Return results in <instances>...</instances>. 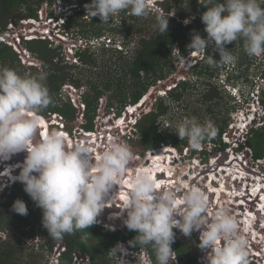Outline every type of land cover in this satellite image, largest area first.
<instances>
[{
    "label": "clouds",
    "instance_id": "9594fccd",
    "mask_svg": "<svg viewBox=\"0 0 264 264\" xmlns=\"http://www.w3.org/2000/svg\"><path fill=\"white\" fill-rule=\"evenodd\" d=\"M262 2L264 0H200L205 9L200 14V20L206 36L201 37L194 30L186 47L206 51L210 45L213 46L219 55L218 60L208 56L207 62L213 66L235 62L236 56L226 45L238 39L243 40L247 55L264 56ZM84 7L86 14L91 18L98 17L103 23H108L113 16L125 10L137 17L149 14L147 0H90ZM156 27L160 33L167 32L168 17L157 16ZM45 81L46 73L42 69L36 74L21 75L13 68L0 66V161L22 153L23 162L14 166L19 168V173L9 184L18 181L23 185V191L41 209V224L48 235L61 239L65 234L88 229L97 223V217L114 195V186L126 174L134 152L126 142L112 140L93 158L92 151L89 152L87 147H68L63 133L56 129L48 131L52 124H48V120H45L47 132L42 135L38 114L52 103ZM227 87L228 91L234 89L232 85ZM145 101H139L137 107H142ZM254 102L262 108L258 101L251 98L245 107ZM135 111L138 109L128 113L134 115ZM256 113L254 108L249 118L245 112L247 117L242 120H248L249 126L259 120L254 116ZM118 117L114 116L113 121L116 122ZM135 119L131 127L135 125ZM173 131L180 140L187 139L194 149L217 134L212 121L201 123L196 117L176 122ZM92 138L97 140L96 136ZM6 169L10 170L5 168L0 171V177L6 174ZM212 199L209 198V201L207 194L197 186L188 187L178 196L176 191L159 185L149 172H133L121 212L123 225L135 233L128 244H151L156 264H170L174 261V230H179L184 237L198 232L197 247L204 253L203 264H248V255H253L255 246L251 245L248 253V241L239 232L241 222L237 224V218L224 208L215 210L216 204ZM12 210L21 216L28 214L27 206L21 199L13 201ZM35 237L39 239V236ZM126 250L123 244L117 242L112 247V254L116 256ZM254 256L259 257V254L254 253Z\"/></svg>",
    "mask_w": 264,
    "mask_h": 264
},
{
    "label": "trees",
    "instance_id": "16d2710c",
    "mask_svg": "<svg viewBox=\"0 0 264 264\" xmlns=\"http://www.w3.org/2000/svg\"><path fill=\"white\" fill-rule=\"evenodd\" d=\"M56 2H60L64 6L74 4L75 7L71 8L78 7L65 16L64 23L59 28L62 33L75 34L85 42L83 46H78L74 50L75 63L65 62L61 46L56 47L45 38L26 40L22 44L34 58L40 60L42 70L46 73L45 84L52 99V103L38 115L45 117L48 121L52 120V115L56 118L59 117L61 126L53 123L49 126L48 131L58 130L64 134L66 143L70 144L74 138L72 133L76 130L80 129L82 133H91L96 130L97 109L101 98L105 99V113L109 115L112 112L113 117L120 116L124 107L128 104H136L147 92L148 87L155 85L157 81L169 79L179 63L178 58H184L190 52L195 51L186 47L190 43L194 30L201 37L206 36L203 30L204 25L200 20V14L205 9L200 5V0H160L158 5L164 14L149 10L147 16L137 17L125 10L116 15L115 19L111 18L108 23L100 22L98 17L91 18L90 15L84 14L81 6L90 3V0H0V31L4 32L9 21L15 18L14 22L16 23L24 18H37V11L42 3L52 5ZM159 15L168 17V30L165 33H160L156 27V17ZM49 16L56 17L52 12L49 13ZM116 17L118 18L116 19ZM131 41L135 43L133 50H129L128 46ZM226 47L236 56L233 64L209 65L208 56L212 55L214 59L218 60V53L213 50L211 45L206 51L201 50L200 58L197 57L191 66V77L178 80L171 89L165 91V95L157 94L150 108L135 119L132 135L122 134L117 140L129 144L136 156L143 155L145 151L158 149L162 145H170L180 154H186L185 156L188 154L187 158L189 159H201L200 154L204 155L206 151L200 150L199 153L196 148L194 149L188 144L187 139L180 140L175 132L164 127L162 121L172 108L183 103L181 99L184 98L188 88L197 87L198 81L192 79L194 76L203 80L204 87L199 92L202 101H197L202 109H206L210 102L204 100H213L218 94L211 80L217 77L218 67L224 69L226 73L224 85L237 86L248 83L252 88L257 85L255 77L258 80H264V56L257 59L259 57L247 55L241 39L226 45ZM104 56H108L109 59L115 56L119 62L100 63L103 61L99 60V57L103 58ZM0 66L13 68L21 75L36 74L40 70L34 66L24 67L21 65L17 54L10 46L2 42H0ZM253 67H257L258 70L250 73ZM69 68L79 70L87 68V71H91V73L82 75L83 79L78 77L76 79L65 75ZM78 72L82 74V71ZM64 85H73L77 89H84L79 97L83 106L80 118L77 114L79 113L77 106L62 92ZM257 89L259 90L258 103L264 107V84L257 85ZM222 91L225 92L224 89ZM242 99H244L243 103L242 101H238V103L231 97L227 99L230 106H227L228 115L225 118L216 121L215 117L211 116L217 134L213 138L206 139L202 144L211 142L220 150L225 149L227 144L222 141V134L226 133L227 125L231 122L229 113L245 106L247 99L243 92L241 93ZM231 101L236 103L231 105ZM190 106L182 116L184 118L196 117L202 121L201 115L197 114V108L192 106L191 110ZM43 117L38 116V122ZM113 117H110L112 119L108 123L113 122ZM258 119L261 120V125L255 126L256 121L249 125L242 141L238 144L239 151H249L252 162L264 159V114ZM43 126L42 135L47 132V124ZM135 163L131 161L129 166ZM13 189H23V185L18 182L12 187ZM26 197L29 202L28 214L18 215L21 236L29 239L39 236L46 240L50 247L62 241L66 248L63 253L64 258L70 260L73 251L77 249L79 252H86L90 255L88 264H97L99 261L110 264L112 259L109 257V253L112 252V247L119 242L134 252H139L141 248H144L152 264H156L153 246L151 244L129 245L128 241L133 239L135 233L129 231L124 225H104L102 222H97L88 229L75 230L72 234H65L61 239H54L48 235L47 230L41 224V209L35 206L27 194ZM1 206L7 207V204L0 203ZM3 215L0 213L1 217ZM97 220L100 219L97 217ZM25 226H28L27 230H24ZM174 231L176 235L172 248L179 262L181 261L182 264H203L201 250L198 255H193V246L189 242L191 237H184L179 230ZM90 239H94L95 242L90 244ZM2 255H5V258L1 257ZM8 255V252H0V264H7L6 257ZM248 264L254 263L248 261Z\"/></svg>",
    "mask_w": 264,
    "mask_h": 264
},
{
    "label": "rangeland",
    "instance_id": "374dc122",
    "mask_svg": "<svg viewBox=\"0 0 264 264\" xmlns=\"http://www.w3.org/2000/svg\"><path fill=\"white\" fill-rule=\"evenodd\" d=\"M159 1L160 0H147L148 9L154 12L158 11L159 14H162V13L164 14V12L160 10V7L158 5ZM262 3H261V7H264V4ZM85 5L86 4H83L81 6L84 14H86V9L84 7ZM71 7H75V5L73 4L70 6H64L60 2H56L52 5H50L49 3H42L39 6L38 11H37L38 17L34 19L35 20L34 22L35 24L33 25L34 27L31 28L33 29L31 36L33 38L35 37L40 38V39L45 38L52 45L56 47L61 46L63 50V54H64L63 58L65 62L75 63V59L72 54L74 53V50L76 47L83 46L85 42H83L80 38L76 37L75 34H71V33L63 34L61 33L62 31H60L59 33L57 32V30L60 28V25L64 23L65 16H67L71 12V10L78 9V7L77 8H71ZM50 12H52L56 17L54 18L50 17L49 16ZM115 16H113L112 19H115ZM117 18L118 17H116V19ZM9 23L12 24L11 21H9ZM9 23L6 26L4 33L12 32V33H9L10 34L9 36L11 38V36H15L13 33H16L18 31L17 29L18 26L13 25L11 27ZM40 29L42 31H45L43 33L44 35L41 34ZM7 30L9 32H7ZM21 35L23 34L20 33V36ZM23 39H25V37H23ZM117 44L119 43L117 42ZM115 46L116 48H118L117 45ZM128 46H129V50H133L135 48V43L131 41L128 43ZM21 48L24 50H27L26 52L22 51V53H25L27 55L22 56L12 49L17 54V59L19 63L23 65L24 67L34 66L39 69H42L40 60H37L36 58H34L32 54L28 51V49L23 46V44L21 45ZM200 56H201V50L200 51L195 50L193 52H190L184 58H178L179 63L176 66L175 70L173 71L169 79H166L165 81H157L155 85L148 87L147 92L139 100L141 101L143 99H146L142 107L140 108L137 107V103L139 101L133 105H130V104L126 105L123 111L121 112L120 116L119 117L116 116L118 117L116 122L113 121L112 123L111 122L108 123V121L111 119L110 117H113L114 114L112 112L109 115L108 113H105L104 111L105 99L101 98V100L99 101L98 109H97L96 130L94 132H91L90 136H88L89 135L88 133H82L80 129L76 130L75 132L72 133L74 138L71 144L66 143L67 146L70 147L74 145H80L83 147H87L89 149V152L90 150L92 151V153H90L91 156L95 158V156L101 150H103L104 146L109 141H112L114 139L117 140L118 138H120L122 134H127L131 136L133 132V129L131 130L132 128L131 126L133 124L132 122L134 121L135 116L138 117L139 114L143 113L145 110H148L152 104V101L154 100V97L157 94L165 95L164 94L165 91L169 89L170 87L174 86L178 80L188 79L189 77H191L190 76L191 74L190 66L194 64V60L197 57L200 58ZM260 58L261 57L257 59H260ZM99 60L103 61L100 63H104V64L106 63L108 64L111 62H119V60L115 56L114 58H111V59H109L108 56H104L103 58L99 57ZM87 70H88L87 68H84L81 70L69 68V71L66 70L65 75H68L70 77L72 76L76 79L77 77L79 79H83L82 75L84 74L88 75L91 73V71H87ZM257 70H258L257 67H253L252 70L251 71L249 70V71L250 73H254ZM78 71H82V74H80ZM77 74H79V76H76ZM216 74H217V77L212 78L211 80H212L213 86L216 87L217 93L219 94V96L217 94L213 100H204V101H210L211 103L209 102L206 109H202V106L198 104L197 101H202L200 98L199 92H201V90L204 87L203 80L202 78H197L194 76L192 79L194 81L195 80L198 81L197 87H195L194 89L188 88L184 98L181 99L183 103L181 105L177 104L178 107L172 108L170 112L167 114L166 118H163L162 122L164 123V127H167L173 131L176 122L184 118L182 114H184L185 111L188 110L187 108L189 107V105H191L190 107L194 106L197 108L198 110L197 114L201 115V118L203 119L202 121H200L202 123L203 121H209V120L213 121V119H211V116L213 118L215 117L214 120L216 119V121L225 118L228 115L226 109H227V106L229 105L227 103V99L229 97H231L234 101L238 102L241 100V93L243 92L247 100L251 98L252 101L253 100L259 101V99L257 100L259 96V90L257 89V85L259 86L261 84H264V80L262 79L258 80L257 77H255V81H257L256 82L257 85L252 86V88L250 87V84L243 83V84L234 86V89H231L230 91H228L227 85H224L225 77H226V73L224 69H220V67H218ZM62 87H63L62 92L65 93V95L69 97L70 101L75 106H77V109L79 110V111L77 110L79 112L77 114H78V117L80 118L83 106L79 101V97L81 93L84 91V89H81V90L77 89V87L73 85H64ZM223 89L225 90L226 93L222 91ZM227 92H229L230 96H228L229 94H227ZM62 97L64 96L62 95ZM234 101L230 102L231 105L236 103ZM242 101H244V99H242ZM252 105H254V108L257 110V113L254 116H257L258 118L259 115H262L264 113V108L262 107L263 109L261 110V107L257 105L256 102H254V104L250 103V106H247V107L244 106L245 108H243L242 110H234L233 112L229 113V118L232 123L231 122L228 123L227 128H226V133L222 134V141L227 144L225 149L223 148V150H220L219 147H215L211 142L201 144L200 147L196 149L199 151V153L201 152L200 150L206 151L205 154L204 155H202V153L200 154L201 159L199 158L189 159L187 158L188 154L187 156H185L186 154H180L179 151L175 149L173 146H170V145L163 146L162 145L160 146L161 149H166L167 147H171L173 148V150L174 149L176 150V152L174 150V152L170 153L171 155L170 159H168L169 157L165 155L164 156L165 162L164 163L162 162L161 164V161L160 162L156 161L152 159V157H150L151 152L154 153L156 150L160 148L155 149V150L145 151L143 155L141 156L134 155L132 161L136 163L131 166H128L127 168L128 170L126 169V172H129L130 169L132 170L133 168H138L141 165L143 166L145 162H148L149 164L150 158H151L152 167H149V166L144 167V171L146 172L150 171L151 173L150 172L149 173L152 175L153 172L156 170H159V171L163 170L164 172L161 171L160 172L161 175H158L156 177L158 178L162 177L158 180H164L168 183H171V186L172 187L174 186V189H175L174 191L178 192L180 190L179 191L180 193L178 192V196L182 195L183 187L186 189L190 186H197L201 188V185H202L201 190H203L204 188L203 191L207 194L208 197L213 198L212 200H214V202H215L216 197L223 196V193L228 194L229 197L231 198L230 200L226 201L224 200V197H221L220 199V202L222 204V207L220 208H224L227 210L231 206H227L224 202H227V204L230 205L231 204L230 202L233 201L234 198H237V197H238L237 199H240L241 197L244 198L242 193L240 194V196H238L239 194L238 191L233 192L234 189H232L233 186H237L240 182V180L237 181L238 178L235 177L236 172L239 173V177L243 175V172H245L244 177L246 176L250 179L249 180L250 182L248 181V183H253V182L258 183L259 182L258 184L259 185L261 184L260 187L264 186V159L252 162L249 151L247 152L245 150L244 151L241 150L240 152L238 151L239 148H237L239 142L242 141L243 135L245 134L247 128L249 127L248 126L249 121L248 120L243 121L242 119H244V116L246 118L247 114L249 115L248 116L249 118L252 117L250 114V112H252L254 109ZM134 108L138 109V111H135L134 115L132 113H128V111ZM192 109L193 107L191 108V110ZM245 112L247 114H244ZM38 116L43 117L41 115H38ZM53 117L55 116L52 115L51 119H53ZM43 118L44 119H41V120L43 122H46L47 119L45 117ZM122 121L127 122V124L121 123ZM53 122L58 123L61 126L59 117L49 121L48 124H51V123L53 124ZM261 123H262L261 120H257L255 126H259L261 125ZM39 125L41 128L44 127L43 123L41 124L39 123ZM244 125H247V127L245 129H242ZM94 136H96L97 138L96 141H94V138H92ZM101 136H103L104 138L100 139L99 141V138H101ZM92 141L94 142L91 144ZM169 160L171 164L168 163ZM1 165L3 164L0 161V170L2 171L4 169H1L2 167ZM4 165H5L4 168H10L13 166V164H9L8 162ZM228 165L230 166L233 165L236 168H234V171L231 168L226 170V167H228ZM189 167L191 168V170H189ZM221 170H223V172H221ZM8 171L9 169H6L5 173L9 175ZM170 173L172 174L169 177ZM127 178L130 179V177H127ZM188 178H192V182L190 183L188 182L189 184L186 185L184 182H186ZM211 178H213L212 186L209 184L210 181L212 180ZM1 179L2 178H0V187L3 188L2 182L4 179L3 180ZM7 182H8L7 188L4 191V193L1 194L2 189L0 188V203L2 205L4 203L7 204V207H4V206L0 207V213L4 214L2 217L0 216V252L2 253L3 251H5L9 253V255L6 257L7 264H86L84 261H87V260L90 261V255L88 253H86L87 257L84 256L83 253H81L85 257L84 261H82L80 257H77V255H79L77 254V252H79L77 251V249L73 251V254L70 260L69 258L68 259L64 258L63 253L66 250V248H64V244L62 241L57 243L55 246L50 247L47 241L44 239L41 240L40 237L39 239L37 237L35 238L33 237V239L32 238L29 239V238H25V236H21L20 229L18 227L19 225L18 215L19 214L15 213L12 210V204L14 200L21 199L25 202L26 206L28 207L29 202L27 200L26 193L23 191V189H20V190L13 189L12 190L14 183L11 185L9 184L10 182L8 180ZM117 185H120L121 187H125L122 189H127L129 187V183H126L124 180H121L119 183H117ZM212 187L214 191L212 190ZM249 187H250V191L255 190L254 188L255 186L254 187L249 186ZM116 190H119V188L117 186H114L112 191L115 192V195L106 203L107 210L104 209L102 213L100 214V216H103L104 218V221H105L104 225H109V224L123 225L124 217L121 215V212L123 211V205H121V202L124 203L126 199L127 191L120 192ZM258 193L260 194V192ZM249 199L250 198L247 197L246 200L248 201ZM254 199L252 197V199L250 200L254 201ZM260 199H263V193H262V196L260 195ZM253 201H250V202H253ZM254 202H253L254 208L256 207L255 209H257L258 208L257 200ZM238 203H240L239 200H238ZM262 206H264V203H262ZM215 208H217L215 210H219L218 207H215ZM234 213L235 212H233L231 215H233ZM261 213H264V212L261 211ZM208 215H209V218H211V212H209ZM242 218H243L242 216L237 217L236 219L237 224L241 221ZM98 219H100L99 216H98ZM253 221L256 223V218L253 219ZM259 221H258L259 223L262 222L261 219H259ZM97 222H101V219L97 220ZM27 229L28 227L24 228V230H27ZM242 230L243 232H241ZM239 232L243 235L244 229L240 228ZM198 237H199V233L193 232L191 239L189 241L191 245L193 246V255H198V252L200 251V249L197 247L199 243ZM90 240H91L89 241L90 244H93L95 242L94 239H90ZM247 241H248V244H247L248 253H249V247L251 245L255 246V247L253 246L255 250L253 252V255H251L250 253V256H252L253 258L248 255V261H252L254 264H259V262L260 264H264V246H260V245L258 246L257 244L258 241L257 242H251V240H247ZM254 253H257V255L259 254V257L254 256ZM203 256H204V253L201 251V257L203 258ZM1 257L5 258V255H2ZM97 264H104V263H101L99 261L97 262ZM110 264H113V262L111 261ZM179 264H182L181 261L179 262Z\"/></svg>",
    "mask_w": 264,
    "mask_h": 264
},
{
    "label": "bare ground",
    "instance_id": "6f19581e",
    "mask_svg": "<svg viewBox=\"0 0 264 264\" xmlns=\"http://www.w3.org/2000/svg\"><path fill=\"white\" fill-rule=\"evenodd\" d=\"M44 119V118H43ZM40 124L41 123H43V121L41 120L40 122H39ZM44 124H45V126H46V122H44ZM175 150V149H174ZM174 150H173V148H171V147H167L166 149H158V150H156L154 153H151L150 155V157H152V159H154V160H156V161H161V164H162V162L164 163L165 161H164V156L166 155L167 157H169L168 159H170L171 158V155H170V153L171 152H174ZM175 152H176V150H175ZM19 156L20 155H18V154H15L14 156H12V158L11 159H9V160H5V161H1L3 164H5V163H9V164H13V166L12 167H10V170L8 171V173H9V175L8 174H5L3 177H5L9 182L11 181H14L15 179H14V177L16 176V174H14V172L15 171H19V168H16V167H14L15 165H17V164H21L23 161L21 160V159H19ZM18 159V160H17ZM151 158H150V163L148 164V162H145V164H143V166L141 165L140 167H138V168H133L132 170L130 169L129 170V172H126V174L123 176V178H121L119 181H118V183L121 181V180H124L126 183H129L128 181H129V179L127 178V177H131V175L133 174V172H139V171H144V167H152V163H151V160H152ZM166 160V159H165ZM172 160V159H171ZM233 161V160H232ZM158 163V162H157ZM168 163H170L171 164V162H170V160H169V162ZM232 163V162H231ZM161 166V165H160ZM163 166V165H162ZM222 168V167H221ZM229 168H231L233 171H234V168H236L235 166H233V165H228V167H226V170H228ZM12 169H13V171H12ZM153 169V168H152ZM128 170V169H127ZM154 170V169H153ZM189 170H191V168L189 167ZM162 172H164L163 170H161ZM161 171H159V170H156V171H154L153 172V174H152V176L157 180V182H158V184L159 185H161V186H164L165 188L167 187V189H171V190H175L174 189V186L172 187L171 186V183H168V182H166V181H164V180H158V179H160V178H162V177H160V178H158V177H156V176H158V175H161ZM146 172V171H145ZM150 172V171H149ZM221 172H223V170H221ZM151 173V172H150ZM226 173H228V172H226ZM244 173L245 172H243V175H241L240 177H239V173L238 172H236L235 173V177L236 178H238L237 179V181H239L240 180V182H239V184L237 185V186H233L232 187V189H234L233 190V192H235V191H238V196H240V194L242 193L243 194V196H244V198L243 197H239L240 199H237V198H234L233 199V201H231L230 203V205H228L227 204V202H224L227 206H231V207H227L228 209H227V211L230 213V214H232L233 212H235L234 214H233V216L235 217V219L238 217L237 215L238 214H240L241 216L243 215V218L241 219V224H239V226H241V228H243V229H245L246 230V232H244V237L247 239V240H251V242H257V244H258V246L259 245H261V246H264V213H261V211H263L264 212V206H262V203H264V186L263 187H260V185L258 184V183H248V181L250 180L248 177H244ZM129 174H131V175H129ZM171 174L172 173H170V175H169V177L171 176ZM168 177V176H167ZM168 177V178H169ZM223 177H224V175H223ZM165 178H166V176H165ZM167 178V179H168ZM166 179V180H167ZM212 180L210 181V185L212 186V182H213V178H211ZM168 181V180H167ZM260 181V180H259ZM190 182H192V178H188L187 180H186V182H184L186 185H188ZM250 182V181H249ZM183 183V184H184ZM174 184V183H173ZM172 184V185H173ZM208 184V183H207ZM185 185V186H186ZM205 185V184H204ZM120 185H117V187L119 188V190H116V191H120V192H124V191H128V188L127 189H122V188H125V187H119ZM249 186H255L254 188H255V190L254 191H250V187ZM215 187V186H214ZM240 187V188H239ZM207 188V187H206ZM186 188H184L183 187V190L182 191H184ZM201 189H202V185H201ZM203 190H204V188H203ZM212 190H213V187H212ZM216 190V189H215ZM180 191V190H179ZM178 191V192H179ZM214 191V190H213ZM218 191V190H217ZM177 192V193H178ZM245 192H247V193H245ZM252 192H254V193H252ZM258 192H260V194L258 193ZM180 193V192H179ZM262 193H263V199H260V195L262 196ZM259 194V195H258ZM114 195H115V192H114ZM113 195V196H114ZM208 195H210V194H208ZM236 196H237V194H236ZM208 197V196H207ZM221 197H224V200H226V201H228V200H230L231 198L229 197V195L228 194H226V193H223V196H218V197H216V199H215V204H216V207H218L219 209H220V207H222V204H221V202H220V199H221ZM247 197H249L250 199H252V197H253V199H254V201H256L257 200V206H258V208H260V211L259 210H257V209H255L254 208V205H253V200H246L247 199ZM209 198L210 197H208V200H209ZM246 198V199H245ZM238 200H239V202L240 203H238ZM112 201V200H111ZM210 201V200H209ZM242 201V202H241ZM250 201H253V202H250ZM213 204H214V202H212ZM255 203V202H254ZM124 203H122L121 202V205H123ZM256 218V223L253 221V219H255ZM259 219H261L262 220V222L261 223H259L260 221H259ZM259 221V222H258ZM239 222V223H240ZM257 225V226H256ZM262 228H263V230H262ZM241 232H243V230L241 231ZM261 234H262V236H261ZM253 237V238H252ZM263 237V238H262Z\"/></svg>",
    "mask_w": 264,
    "mask_h": 264
},
{
    "label": "built area",
    "instance_id": "2783aa9c",
    "mask_svg": "<svg viewBox=\"0 0 264 264\" xmlns=\"http://www.w3.org/2000/svg\"><path fill=\"white\" fill-rule=\"evenodd\" d=\"M34 22H35L34 18L20 19L18 21V23L14 22V19H13L11 21L12 24H10V23L9 24H10L11 27L13 25L18 26V28H17L18 31L16 33H13L15 36H11V38L9 36L10 35L9 33H12V32H9L8 30H7V32H9V33H4L5 31L4 32L0 31V42H3L6 45L10 46L13 50H15L17 53H19L22 56L27 55L25 53H22V51L26 52L27 50L22 49L21 45H22L23 41L37 38V37L33 38L31 36L32 35V30H33L31 28L34 27L33 26L35 24ZM19 32L22 33L23 35L20 36ZM40 32H41L42 35H44L43 33L45 31L41 30ZM57 32L58 33L60 32L59 29L57 30ZM23 37H25V39H23ZM263 108H261V110ZM260 116L261 115H259V117ZM245 128L246 127H243V129H245ZM246 132H247V130H246ZM125 248L127 249L126 252L118 254L116 256H114L112 254V252L109 253V257L112 259V262L114 264H152V262H151V260H150V258L148 256V253L146 252V250L144 248H141L139 252H134V251L128 249L127 247H125ZM81 253H83V255L87 257L86 252H77V254H79V255H77V257H80V259L82 261H84L85 257ZM173 260L174 261L170 262V264H179V261H178L177 256H176L175 253H173ZM84 262L86 264L89 263L88 260L84 261Z\"/></svg>",
    "mask_w": 264,
    "mask_h": 264
},
{
    "label": "flooded vegetation",
    "instance_id": "af4514ba",
    "mask_svg": "<svg viewBox=\"0 0 264 264\" xmlns=\"http://www.w3.org/2000/svg\"><path fill=\"white\" fill-rule=\"evenodd\" d=\"M19 159H21V156H19ZM17 160H18V159H17ZM21 160H22V159H21ZM22 161H23V160H22ZM2 164H3V163H2ZM3 165H4V164H3ZM3 165H1V166H2L1 169H5ZM0 171H1V170H0ZM15 174H18V173L16 172ZM3 175H5V174H3ZM0 178H2L1 180L4 179L3 182H2V184H3V188L0 187V188L2 189V191H1V194H2V193H4V191L6 190V188H7V183H8V182H7V179H6L5 177H0ZM16 183H18V181H16L15 184H16ZM15 184H14V185H15ZM14 185H13V186H14ZM5 212H6V211H5ZM26 227H28V226H26ZM26 227H25V228H26Z\"/></svg>",
    "mask_w": 264,
    "mask_h": 264
},
{
    "label": "water",
    "instance_id": "95a60500",
    "mask_svg": "<svg viewBox=\"0 0 264 264\" xmlns=\"http://www.w3.org/2000/svg\"><path fill=\"white\" fill-rule=\"evenodd\" d=\"M151 153H152V152H151ZM5 164H6V163H5ZM16 172L19 173V171H15L14 173H16ZM99 217H100V219H101V222L105 224V221H104L103 216H99Z\"/></svg>",
    "mask_w": 264,
    "mask_h": 264
}]
</instances>
